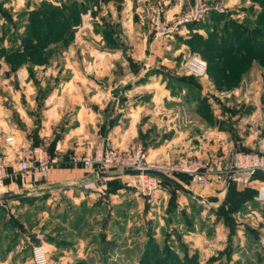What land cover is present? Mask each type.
I'll use <instances>...</instances> for the list:
<instances>
[{"label":"rangeland","instance_id":"obj_1","mask_svg":"<svg viewBox=\"0 0 264 264\" xmlns=\"http://www.w3.org/2000/svg\"><path fill=\"white\" fill-rule=\"evenodd\" d=\"M67 1L0 0V127L10 126L15 141L9 146L18 162L37 145L44 146L52 159L48 173L31 172L9 189L25 192V196L0 201V264H33L32 247L39 232L49 245L48 264H264V180L238 174L234 160L241 151L264 154V61L250 64L230 60L221 63V68L208 70L211 62H220L212 48L225 41L242 43L246 34L254 39L253 29H263L264 20L259 19L264 15V0H208L224 11H213L216 14L211 15L205 29L189 31L187 26L177 32L184 33V42L193 40L195 49L186 43L190 54L182 57L176 75L164 76L168 78L164 87L180 97L171 103L154 99L153 93L164 90L163 83L157 80L159 70L152 64L145 66L150 68L147 70L137 57L142 36L136 32L144 26L141 21L154 35L150 7L149 11L140 10L137 21L133 9L124 6V17L130 15L132 21L124 24L119 14L115 18L109 14L111 8L118 11L120 0H81L88 10L79 23L71 21L64 31L67 36L49 44L48 54L26 56L16 51H22L32 39L29 32L33 30H29L38 10L50 15L56 11L59 14L52 19L59 23L62 5ZM186 1L179 12L193 6L194 0ZM165 3L167 9L166 0ZM106 27L117 32L125 44V48L120 47L123 56L112 60L113 67L106 63L105 67L86 71L84 63L95 61L90 50L116 49L118 41L110 33L104 35ZM37 42L34 39L33 43ZM191 56L206 61L207 74L187 72L184 64ZM77 65L89 76L108 78V73L112 75L115 70L117 81L111 86L121 92L115 106L114 100L100 110L95 104V110L101 113V145L106 144L109 131L125 119L126 92L134 88L136 91L135 86L152 75V82L143 83L139 89L148 93L144 100L154 105L172 104L184 121L183 115H188L194 122L190 131L184 132L191 134L190 143L159 150L152 147L154 141L170 139L175 132L138 130L136 141L130 146L113 147L124 151L141 147L155 164L174 163L182 158L205 163L204 184L188 173H171L205 200L189 197L164 183L146 195L128 175L98 181L80 179L82 174L94 175V170L75 161V155L70 156V163L53 161L64 127L60 122L45 123L47 100L62 81L76 73ZM226 65L230 66L229 72ZM97 68H102L103 73ZM126 76L130 77L128 83L123 82ZM178 76L189 77L188 85L176 81ZM7 132L4 131L8 136ZM201 141L205 148L193 147ZM227 142L230 146L225 147ZM4 155L0 153V159L5 160ZM70 168L83 172H63Z\"/></svg>","mask_w":264,"mask_h":264},{"label":"crops","instance_id":"obj_2","mask_svg":"<svg viewBox=\"0 0 264 264\" xmlns=\"http://www.w3.org/2000/svg\"><path fill=\"white\" fill-rule=\"evenodd\" d=\"M166 1L168 3V15H172L181 11L183 9V5L187 3L186 0ZM151 2L152 0H122L120 1V8H117L118 11L114 12L111 8L109 14H111L112 18H115V14L117 13L124 21V24H129L132 21L130 15L124 17V12L127 9L124 6H129L131 9H133V15L138 21L141 17V14H139L140 10L147 9V11H149ZM112 3L110 2L109 5H112ZM141 24L144 26H137H139L140 30L143 32L139 30L136 32L142 36L140 39L141 45L138 49L139 55L137 57L140 58V60H143V67L152 64V68L159 70V74L157 75H159L160 78L157 80L163 83L162 85L164 87L168 82V78L176 75L177 71L179 70L182 57L187 55V53L190 54V52H188V45L183 41V38H181L182 34L184 33L182 32L168 36L163 41H153L151 29H146V24L144 21H141ZM187 30L191 31L189 27ZM124 38L126 39V35ZM90 51L95 57V61L84 63L85 65L83 67L86 71L89 68L96 69L95 67H105L106 63H109L113 67L114 64L112 60L120 59L123 56V50L121 48H104V50H101L100 48L95 47ZM124 59L126 60L125 56ZM75 67L76 73L71 76L69 80L62 81L59 87L50 95L49 99L47 100L45 123L55 125L60 122L64 127L62 136L57 141L55 150L53 151V161L58 160V163H70V156L75 155V157H78L84 155H93L99 148L106 145L119 146L122 148L128 147L134 141H136L138 130L175 132V136H172L170 139L163 138L154 141L155 146L152 147H156L159 150L179 146V144H184L186 146L190 143L189 138H191V134L187 133L185 135L184 132L190 131V127L194 124L193 120L190 119V117L187 118L188 115H183L186 117L184 121V119H181L180 115H178V110H175L172 104H168L171 103L172 100H180L179 96H177L175 93H171L165 88V86L163 88L164 90L156 91L152 96L155 97V100H167L169 101L168 103H163L161 106L158 104L154 105L153 103L144 100L146 96H148V93H143L144 91H139V89L143 88V83L148 84L152 82H150L152 75L149 74L146 82H139V86H135L138 87L136 91H133L135 89L134 88L126 92L125 99H127V104L124 106L125 113L123 115L125 119H123L122 122L118 123L109 131L105 141L106 144L104 143L105 145H101L103 144V140H101L98 135L101 122V113L95 110V104H97L99 108L110 102V100H114L113 106H115V99L121 94V92L116 89V87L111 86L117 81L115 70L112 75L108 73V78H105L101 77L100 75L89 76L86 74L87 72L85 73L84 71L82 72L80 70V67H82L81 65H77ZM97 69L99 72L101 71V73H103L102 68ZM149 69L150 68L148 67L147 70ZM164 76L168 78H165ZM127 78L130 77L126 76L125 79ZM129 81L130 79H127L123 82L128 83ZM105 84L108 85L104 86ZM184 93L185 91L183 92V95ZM98 110H100V108ZM252 115H254L253 111ZM2 124L3 122L0 126H2ZM198 126L206 129L204 125ZM9 128L10 126L0 127V153L5 154L3 156L5 159L4 161L7 164L8 169L12 170V168L17 167L18 160L15 159L14 154L10 149L9 144L11 142L6 141V138L11 136ZM13 129H11V131ZM4 131H8V136L6 133H4ZM192 145L193 147L203 146L205 148V143H203V141L199 143V146L198 144ZM224 146L228 147L230 146V143L227 142V144ZM66 170L68 172H71L72 170H75L78 173L83 172V169L80 168L65 169L63 172H66ZM78 170H81V172ZM84 178H87L89 181H98L100 179L95 173L94 175L82 174L80 179ZM191 187L194 186L192 185ZM209 194L215 195L214 193Z\"/></svg>","mask_w":264,"mask_h":264},{"label":"built area","instance_id":"obj_3","mask_svg":"<svg viewBox=\"0 0 264 264\" xmlns=\"http://www.w3.org/2000/svg\"><path fill=\"white\" fill-rule=\"evenodd\" d=\"M151 24L154 31V41H163L166 37L186 28L192 23L205 21L213 11L223 12L224 9L218 4L208 0H194L193 6L186 11L167 15L165 0H152L150 5ZM184 67L187 72L194 75H205L207 63L197 56L189 57ZM7 142L13 143V135L6 138ZM86 168L97 171H122L125 169H137L142 173L130 176L136 180V187L146 195L157 191L161 185V179L155 175L144 173V170H158L169 175L174 172H184L192 175L200 184L206 179L203 171L206 164L197 160L182 158L174 163L155 164L147 157V153L141 147L124 151L113 146H102L93 155H84L74 158ZM235 170L238 174L253 175L256 170L264 171V154L258 152H237L235 157ZM52 159L46 148L42 145L28 149L18 162L16 168L9 170L3 159H0V194L13 189V185L24 179L29 173L44 175L50 171ZM131 185V183H129ZM37 241L32 247V263L48 264L49 245L43 233L37 234Z\"/></svg>","mask_w":264,"mask_h":264},{"label":"trees","instance_id":"obj_4","mask_svg":"<svg viewBox=\"0 0 264 264\" xmlns=\"http://www.w3.org/2000/svg\"><path fill=\"white\" fill-rule=\"evenodd\" d=\"M62 8L63 10H61L62 14H60L61 19L59 20V23L56 22L55 19H52L53 15L59 14L56 11H52L50 15L48 12H44L43 10H38L36 14V18H35V24L34 26L31 27V30H29V31L33 30L32 32H29V35H31L32 39H30L29 44H27L26 46L22 48L23 49L22 51H20L21 49H18L16 51L20 53L24 52L26 56H34L39 53L48 54L49 50H51L50 48H48L49 44L57 43L59 42V40L61 41L63 37L67 36L66 32H67V29H69V27L71 26V21L75 19V21L79 23L81 19V15L85 13V11L88 10L85 2L81 0H68L66 3L62 5ZM213 14H216V13L213 12L212 14H210L209 17L205 21L198 22V23H192L188 25L189 29L191 31H199V30L205 29L207 26L208 20ZM32 20L33 18L31 19V21ZM259 20H264V15H261ZM78 23L76 25H78ZM106 28L103 30V32L105 33L104 35L107 36V34L110 33L112 35V38L118 41V42L116 41L117 45L114 48H120V47L125 48V44L121 43L117 32H115L112 28L109 29L111 31L110 32L108 30V27ZM64 31L66 32L64 33ZM252 35H254L253 36L254 39L247 37V34H246L244 42L242 41V43H239V44H233V43H229L228 41H225L223 45L212 48L213 53L217 55L218 57L217 59L220 62H218L219 64L216 63L215 65H213V62H211L208 65L209 72H211L213 69L223 67L222 64L224 62L229 63L230 60L233 62L235 61L236 63H240V61H244L245 63H250V64H252L255 61L263 62L264 61V27L263 29H253ZM34 39H37L38 41L37 44L33 43ZM22 40L24 39L22 38ZM251 40H254V41L251 43L250 42ZM192 41L193 40L187 39L186 43L195 49V45ZM38 44H40L41 46H39ZM227 67H228V72H229L231 70L229 69L230 66L226 65V68ZM237 77L238 79H240L241 76L237 75ZM176 78H177L176 81L180 83L183 82L186 85H188V80L190 79L189 77L181 78L179 76ZM171 176H174V175H171ZM252 177L254 179L264 180L263 177L257 176L255 174H253ZM175 178H177L179 181H183L181 180V178H178L177 176ZM100 179H104V178H100ZM161 183H164L166 185L172 186L173 188L179 189L176 186L166 181L161 180Z\"/></svg>","mask_w":264,"mask_h":264},{"label":"water","instance_id":"obj_5","mask_svg":"<svg viewBox=\"0 0 264 264\" xmlns=\"http://www.w3.org/2000/svg\"><path fill=\"white\" fill-rule=\"evenodd\" d=\"M144 173L147 174H152L157 177H159L161 180L166 181L180 190H182L186 195L189 197L196 198L198 200H205L204 196L201 194L196 193L194 190L190 189L186 185H184L181 181H179L177 178L174 176H171L165 172L158 171V170H144ZM141 170L137 169H125L122 171H97L96 176L99 178H111V177H119V176H125V175H130V176H137L141 174ZM255 175L263 177L264 178V171L263 170H256ZM25 196V192L22 193H16L14 191H7L4 192L3 194H0V201H6L9 199L17 200L20 197Z\"/></svg>","mask_w":264,"mask_h":264}]
</instances>
